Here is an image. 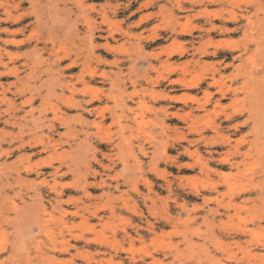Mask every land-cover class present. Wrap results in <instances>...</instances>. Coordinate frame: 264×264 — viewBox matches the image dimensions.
Wrapping results in <instances>:
<instances>
[{"label": "rangeland", "instance_id": "rangeland-1", "mask_svg": "<svg viewBox=\"0 0 264 264\" xmlns=\"http://www.w3.org/2000/svg\"><path fill=\"white\" fill-rule=\"evenodd\" d=\"M46 1L0 0V264L264 259V0Z\"/></svg>", "mask_w": 264, "mask_h": 264}, {"label": "bare ground", "instance_id": "bare-ground-1", "mask_svg": "<svg viewBox=\"0 0 264 264\" xmlns=\"http://www.w3.org/2000/svg\"><path fill=\"white\" fill-rule=\"evenodd\" d=\"M46 1V0H45ZM49 2H50V0H48ZM58 1V0H57ZM56 1V2H57ZM80 1V0H79ZM92 1V0H91ZM202 1V0H201ZM216 1V0H215ZM12 2V1H11ZM47 2V1H46ZM59 2V1H58ZM57 2V3H58ZM85 2H86V0H85ZM194 2V1H193ZM206 2H207V0H206ZM1 3V2H0ZM29 3V2H28ZM34 3V2H33ZM36 3V2H35ZM48 3V2H47ZM61 3V2H60ZM83 3V2H82ZM155 3V2H154ZM196 3V2H195ZM42 4V3H41ZM173 4H174V2H173ZM172 4V5H173ZM213 4V3H212ZM65 5V4H64ZM106 5V4H105ZM152 5V4H151ZM202 5V4H201ZM208 5V4H207ZM23 6V5H22ZM177 6V5H176ZM198 6V5H197ZM47 7V6H46ZM49 7V6H48ZM47 7V8H48ZM88 7V6H87ZM160 7H162L161 5H160ZM164 7V6H163ZM162 7V8H163ZM204 7H205V5H204ZM40 8V7H39ZM102 8V7H101ZM170 8V7H169ZM171 8L173 9V7L171 6ZM176 8H178V7H176ZM193 8V7H192ZM51 9V8H50ZM59 8H57V10H58ZM185 9V8H184ZM14 10V9H13ZM12 10V11H13ZM37 10V9H36ZM100 10H102V9H100ZM19 11V10H18ZM115 11V10H114ZM161 11L163 12V10L161 9ZM185 11V10H184ZM208 11H209V9H208ZM53 12V11H52ZM13 13V12H12ZM22 13V12H21ZM20 13V14H21ZM35 13V12H34ZM112 13V12H111ZM168 13V12H167ZM6 14V13H5ZM15 14V13H14ZM13 14V15H14ZM40 14V13H39ZM38 14V15H39ZM47 14V13H46ZM85 14V13H84ZM116 14V13H115ZM169 14V13H168ZM207 14V13H206ZM2 15V14H1ZM19 15V14H18ZM58 15V14H57ZM214 15V14H213ZM49 16V15H48ZM54 16H55V14H54ZM14 17V16H13ZM35 17H37V16H35ZM107 17V16H106ZM174 17V16H173ZM27 18V17H26ZM41 18V17H40ZM59 18V17H58ZM178 18V17H177ZM188 18V17H187ZM2 19H4V18H2ZM28 19V18H27ZM109 19V18H108ZM173 19V18H172ZM181 19V18H180ZM184 19V18H183ZM249 19V18H248ZM22 20H23V18H22ZM26 20V19H25ZM46 20V19H45ZM44 20V21H45ZM52 20V19H51ZM50 20V21H51ZM92 20V19H91ZM90 20V21H91ZM171 20V19H170ZM174 20V19H173ZM178 20H179V18H178ZM233 20V19H232ZM5 21V20H4ZM12 21V20H11ZM87 21V20H86ZM89 21V20H88ZM98 21V20H97ZM183 21V20H182ZM223 21V20H222ZM225 21V20H224ZM94 22V21H93ZM1 23V22H0ZM8 23V22H7ZM62 23V22H61ZM90 23V22H89ZM177 23H179V22H177ZM44 24V23H43ZM50 24H51V22H50ZM176 24V22L174 23V25ZM180 24V23H179ZM184 24V23H183ZM11 25V24H10ZM47 25H49V24H47ZM181 25V24H180ZM179 25V26H180ZM251 25V24H250ZM16 26V25H15ZM44 26H46V25H44ZM52 26V25H51ZM73 26V25H72ZM91 26V28H92V26L93 25H90ZM173 26V25H172ZM176 26V25H175ZM220 26V25H219ZM27 27V26H26ZM4 28V27H3ZM6 28V27H5ZM4 28V29H5ZM40 29H41V27H39ZM182 28H183V26H182ZM181 28V29H182ZM97 29H98V27H97ZM169 29H171V28H169ZM180 29V30H181ZM219 29V28H218ZM222 29H224L225 30V28H222ZM7 30V29H6ZM93 30V29H92ZM179 30V31H180ZM182 30H184V29H182ZM182 30H181V32H182ZM191 30V29H190ZM189 30V31H190ZM217 30V29H216ZM90 31H91V29H90ZM187 31V30H186ZM185 31V33H187ZM235 31H236V29H235ZM88 32V31H87ZM93 32H94V30H93ZM175 32H178V31H176L175 30ZM1 33V32H0ZM4 33V32H3ZM23 33H25L24 31H23ZM32 33V32H31ZM48 33V32H47ZM90 33V32H89ZM91 33H92V31H91ZM97 33H99L98 31H97ZM173 33V32H172ZM184 33V32H183ZM209 33V32H208ZM225 33V32H224ZM6 34H7V32H6ZM158 34V33H157ZM190 34V33H189ZM264 34V32L261 34V35H263ZM11 35V34H10ZM13 35V34H12ZM17 35V34H16ZM19 35H21V34H19ZM27 34H25V36H26ZM32 35V34H31ZM55 35V34H54ZM98 35V34H97ZM183 35V34H182ZM187 35V34H186ZM191 35V34H190ZM30 36V35H29ZM155 36V35H154ZM156 36H158V35H156ZM194 36V35H193ZM19 37V36H18ZM24 37V36H23ZM8 38V37H7ZM12 38V37H11ZM14 38H15V36H14ZM33 38V37H32ZM160 38V37H159ZM22 39V38H21ZM24 39V38H23ZM98 39V38H97ZM264 40V38H262L261 39V41H263ZM2 41V40H1ZM60 41V40H59ZM92 41V40H91ZM90 41V42H91ZM97 41V40H96ZM153 41V40H152ZM260 42V41H259ZM41 43V42H40ZM52 43V42H51ZM62 43V42H61ZM107 43V42H106ZM14 44V43H13ZM26 44H28V43H26ZM31 44V43H30ZM39 44V43H38ZM43 44V43H42ZM42 44H40V45H42ZM53 44V43H52ZM258 44H264L263 42H260V43H258ZM4 45H5V43H4ZM24 45V44H23ZM6 46V45H5ZM15 46V45H14ZM13 46V47H14ZM26 46V45H25ZM86 46H87V43H86ZM259 46V45H258ZM261 46V45H260ZM40 47V46H39ZM18 48V47H17ZM21 48V47H20ZM92 48V47H91ZM217 48V47H216ZM9 49V48H8ZM34 49H35V47H34ZM61 49V48H60ZM202 49V48H201ZM206 49V48H205ZM91 50H93V49H91ZM106 50V49H105ZM176 50V49H175ZM182 50H184V49H182ZM200 50V49H199ZM198 50V51H199ZM95 51V50H94ZM109 51V50H108ZM207 51V50H206ZM205 51V52H206ZM215 51V50H214ZM172 52V51H171ZM184 52V51H183ZM203 52V51H202ZM209 52V51H208ZM245 52V51H244ZM61 53V52H60ZM60 53L59 52H57L56 53V57L58 58V59H60V60H63V58H61L60 57ZM177 53V52H176ZM207 53V52H206ZM215 53H216V51H215ZM38 54V53H37ZM70 54V53H69ZM213 54V53H212ZM35 55H36V53H35ZM187 55V54H186ZM207 55V54H206ZM210 55H211V53H210ZM215 55V54H214ZM33 56V55H32ZM39 57H40V55H38ZM76 56V55H75ZM169 56V55H168ZM201 56V55H200ZM7 57V56H6ZM182 57V56H181ZM202 57H203V55H202ZM212 57V56H211ZM238 57V56H237ZM30 58V57H29ZM82 58V57H81ZM170 58H172V56L170 57ZM174 58V57H173ZM10 59V58H9ZM8 59V60H9ZM40 59V58H39ZM80 59V58H79ZM102 59V58H101ZM169 59V58H168ZM4 60V59H3ZM7 60V61H8ZM151 60V59H150ZM171 60V59H170ZM169 60V61H170ZM203 60V59H202ZM0 61H1V58H0ZM194 61H195V58H194ZM197 61V60H196ZM199 61V60H198ZM59 62V61H58ZM74 62V61H73ZM89 62H90V60H89ZM94 62V61H93ZM201 62V61H200ZM11 63V62H10ZM10 63H9V65H10ZM40 63V62H39ZM118 63V62H117ZM203 63V62H202ZM235 63V62H234ZM264 63V62H263ZM64 64H65V62H64ZM196 64V63H195ZM8 65V66H9ZM75 65V64H74ZM91 65V64H90ZM233 65V64H232ZM231 65V66H232ZM235 65V64H234ZM240 65H242V64H240ZM31 66V65H30ZM60 66V65H59ZM193 66V65H192ZM199 66V65H198ZM258 66V65H257ZM24 67V66H23ZM227 67V66H226ZM236 67V66H235ZM253 67V66H252ZM259 67H260V65H259ZM263 67H264V65H263ZM71 68V67H70ZM223 68V67H222ZM230 68V67H229ZM233 68H234V66H233ZM67 69V68H66ZM237 69V68H236ZM246 69V68H245ZM247 69H248V67H247ZM50 70V69H49ZM69 70V69H68ZM89 70V69H88ZM250 70V69H249ZM255 70H257V67H256V69ZM1 71V70H0ZM11 71V70H10ZM24 71V70H23ZM63 71H65V70H63ZM238 71V70H237ZM263 71V70H262ZM8 72V71H7ZM67 72V71H66ZM224 72V71H223ZM240 72H241V70H240ZM257 72V71H256ZM64 73V72H63ZM90 73V72H89ZM220 73V72H219ZM218 73V74H219ZM235 73V72H234ZM238 73V72H237ZM236 73V74H237ZM15 74V73H14ZM91 74V73H90ZM228 74V73H227ZM230 74V73H229ZM228 74V75H229ZM242 74V73H241ZM244 74H246V73H244ZM253 74H254V72L253 71H251L250 70V72H249V75L247 74V77L245 78V81L244 82H242L243 83V85H240L241 87L240 88H237V86H236V88H234L232 85L231 86H228V84L226 83V81H228V80H226L225 82L224 81H222V80H219L217 77V79L219 80V81H215V82H217L218 84H219V89H217V91H218V93L221 95V99H219V100H217V102L215 101V103H217V106L216 107H214L215 109L214 110H218V108H219V110L220 111H224L225 109H226V106H223V104H222V101H224V100H227V97H228V95H231L232 97H231V105L232 106H236L237 105V103H240L239 102V100H238V98H237V96H238V94H240L239 93V91H247V95H246V97H245V99L244 100H246V102L248 101L247 99H249V102H248V104H249V106L248 107H244V109L241 111H238L236 108V112H235V114H239V115H243L245 112H247V115L249 116V119L252 121V119L254 120V124H251V125H253V128L255 129V130H257V131H259V127H258V122L256 121L257 119L255 118L258 114H259V109H260V107L261 106H259L258 104H254L255 103V101H257L256 99H254L255 101H251L250 100V97L252 98V97H254V96H256V98L258 99H261L262 101H263V99H262V97L260 98V96H262V95H254V93H252V96L250 95L249 96V94H251V93H249L248 92V90L250 89V88H252V86L250 87V79L252 78V76H253ZM214 75V74H213ZM227 75V76H228ZM238 75H240V74H238ZM5 76H7V75H5ZM13 76V75H12ZM90 76V75H89ZM226 76V77H227ZM241 76V75H240ZM245 76V75H244ZM255 76H256V74H255ZM260 76V75H259ZM9 77V76H8ZM222 77H224V76H222ZM222 77H221V79H222ZM230 77V76H229ZM233 77H235V76H233ZM232 77V78H233ZM242 77V76H241ZM261 77V76H260ZM2 78V77H1ZM17 78V77H16ZM38 78V77H37ZM180 78V77H179ZM168 79V78H167ZM174 79V78H173ZM177 79V78H176ZM215 79V78H214ZM216 79V80H217ZM240 79V77L239 78H237V80H239ZM255 79H256V77H255ZM35 80V79H34ZM90 80V79H89ZM180 80V79H179ZM185 79H183V81H184ZM195 80V79H194ZM197 80V79H196ZM231 80V79H230ZM257 80V79H256ZM2 81V80H1ZM15 81H17V80H15ZM261 81H262V79H261ZM58 82V81H57ZM85 82V81H84ZM170 82H171V80H170ZM187 82H189L188 80H187ZM231 82V81H230ZM234 82H236V81H234ZM234 82H232V83H234ZM64 83V82H63ZM178 83V82H177ZM181 83V82H180ZM198 83V82H197ZM214 83V82H213ZM241 83V84H242ZM264 83V82H263ZM19 84V83H18ZM62 84V83H61ZM173 84V83H172ZM176 84V83H175ZM193 84H195V81H192V85ZM252 84H254V83H252ZM43 85V84H42ZM49 85V84H48ZM170 85V84H169ZM182 85V84H181ZM185 85V84H184ZM216 85V84H215ZM214 85V86H215ZM235 85V84H234ZM261 85H264V84H261ZM28 86V85H27ZM34 86V85H33ZM32 86V87H33ZM45 86H47V85H45ZM187 86H188V84H187ZM195 86V85H194ZM213 86V85H212ZM254 86H256V85H254ZM25 87H26V85H25ZM37 87V86H36ZM56 87V86H55ZM186 87V86H185ZM198 87V86H197ZM23 88V87H22ZM40 88H42V87H40ZM173 88V87H172ZM188 88H190V87H188ZM39 89V88H38ZM27 90V89H26ZM61 90V89H60ZM174 90V89H173ZM170 91H172V90H170ZM169 91V92H170ZM205 91H207L206 89H205ZM252 91V90H251ZM256 91V90H255ZM20 92H21V90H20ZM174 92V91H173ZM19 93V92H18ZM211 93V92H210ZM243 93V92H242ZM216 94H217V92H216ZM42 95V94H41ZM45 95V94H44ZM54 95V94H53ZM168 95V94H167ZM213 95V94H212ZM211 96V95H210ZM53 97V96H52ZM168 98V97H167ZM173 98V97H172ZM213 98H215V97H213ZM230 98V97H229ZM264 98V97H263ZM240 99V98H239ZM253 99V98H252ZM92 100H93V98H92ZM97 100V99H96ZM124 100V99H123ZM212 99H211V97L210 98H208V100H207V103L208 102H210ZM50 101V100H49ZM103 102V101H102ZM244 102V101H243ZM245 103V102H244ZM257 103V102H256ZM91 104V103H90ZM127 104H129V103H127ZM246 104V103H245ZM12 105H13V103H12ZM167 105H168V103H167ZM262 105V104H261ZM86 106V105H85ZM205 106V105H204ZM239 105H237L236 107H238ZM264 106V105H263ZM199 107V106H198ZM197 107V109H199ZM87 108V107H86ZM233 108V107H232ZM16 109V108H15ZM93 109V108H92ZM185 109V108H184ZM190 109V108H189ZM234 109V110H235ZM239 109V108H238ZM130 110V109H129ZM178 110V109H177ZM201 110V109H200ZM204 110V109H203ZM208 110V109H207ZM83 111V110H82ZM189 111V110H188ZM198 111V110H197ZM31 112V111H30ZM175 112V111H174ZM219 112V111H218ZM29 113V112H28ZM34 113V112H33ZM32 113V114H33ZM88 113V112H87ZM130 113V112H129ZM261 113V112H260ZM165 114V113H164ZM196 114V113H195ZM89 115H91V114H89ZM168 115V114H167ZM226 115V114H225ZM182 116V115H181ZM185 116H186V114H185ZM191 116V115H190ZM189 116V117H190ZM33 117V116H32ZM168 117H170V116H168ZM178 117V116H177ZM177 117H175V118H177ZM183 117V116H182ZM188 117V116H187ZM186 117V118H187ZM232 117V119H234L233 118V116H230V115H228V117H227V120L229 121V118H231ZM26 118V117H25ZM106 118V117H105ZM19 119V118H18ZM22 119V118H21ZM190 119V118H189ZM191 119H192V117H191ZM20 120V119H19ZM41 119H39V121H40ZM45 120V119H44ZM48 120H49V118H48ZM194 120H195V118H194ZM217 120V119H216ZM215 120V121H216ZM43 121V120H42ZM8 122H10V121H8ZM19 122V121H18ZM260 122V121H259ZM264 122V121H263ZM262 122V123H263ZM20 123V122H19ZM224 122H221V123H219L218 121L217 122H215V123H213L212 122V124H214V126H215V129L218 131V129H219V126H221L222 124H223ZM245 125H247V124H245ZM56 126V125H55ZM213 126V125H212ZM238 126H240V125H238ZM191 127H192V125H191ZM222 127V126H221ZM252 127V126H251ZM237 128V127H236ZM176 129V128H175ZM214 130V129H213ZM220 130V129H219ZM262 131V130H261ZM216 132V131H215ZM253 132V131H252ZM54 133V132H53ZM262 134V133H261ZM257 136H258V132H257ZM255 137V139L253 140V141H251L250 142V144L251 145H249V146H251L250 147V149L247 151V152H242V148L239 146V144L237 143V145L235 146V154H233V155H235L236 157L237 156H240V157H245V159H242L243 161H245L246 160V158H250V156H251V154H252V148H253V146L254 145H256V146H258L259 145V143H257V141H259L258 139V137ZM264 136V135H263ZM247 137H249V136H247ZM214 138V137H213ZM263 138V137H262ZM243 139H245V137L243 138ZM250 138H248V143H249V140ZM36 140V139H35ZM232 140V139H231ZM229 141V140H228ZM245 141V140H244ZM247 141V140H246ZM193 142V141H192ZM239 142V141H238ZM241 142V141H240ZM189 143V142H188ZM233 143V142H232ZM257 143V144H256ZM264 143V142H263ZM263 143H261V144H263ZM244 144H245V142H244ZM195 145V144H194ZM214 145V144H213ZM249 146H248V148H249ZM255 146V147H256ZM230 148V147H229ZM260 148V147H259ZM255 149V148H254ZM261 149V148H260ZM231 150H232V148H231ZM263 150V149H262ZM187 151H188V149H187ZM192 151V150H191ZM230 151V150H229ZM258 151V150H257ZM193 152H195V151H193ZM210 152V151H209ZM254 152V151H253ZM260 152V151H259ZM264 153V152H263ZM190 154V153H189ZM201 154V153H200ZM227 154V153H226ZM225 154V155H226ZM225 155H223L224 157H225ZM232 156V155H231ZM201 157V156H200ZM201 158H203V157H201ZM212 158V157H211ZM227 158V157H226ZM209 159V158H208ZM219 159V158H218ZM237 159V158H236ZM217 160V159H216ZM222 160V159H221ZM225 163H226V160H223ZM227 161H229L228 159H227ZM238 161V160H237ZM235 162V161H234ZM209 163V162H208ZM223 163V162H222ZM227 163H230V162H227ZM240 164V163H239ZM237 170V169H236ZM238 170H239V168H238ZM226 174V173H225ZM250 174V173H249ZM263 176H264V174H262ZM223 176V175H222ZM245 177V176H244ZM230 178V174H227V177H225V180L227 181L228 179ZM238 178V177H237ZM243 178V177H242ZM233 188V187H232ZM231 188V189H232ZM234 189V188H233ZM234 191V190H233ZM246 202V201H245ZM227 214V213H226ZM228 215V214H227ZM226 215V216H227ZM41 217V216H40ZM228 218L229 219H231V216L229 215L228 216ZM223 219V218H222ZM38 222H40V221H38ZM42 223V222H41ZM46 223V226H47V222H45ZM40 224V223H39ZM223 224H225V223H223ZM26 226V225H25ZM247 230V229H246ZM246 230H242V233L243 234H245L246 233ZM238 232V231H237ZM221 241V240H220ZM222 252V251H221ZM224 252V251H223ZM228 252H229V254H230V256H229V258H234L237 262H238V258H237V256L232 252V251H230V250H228ZM246 255V254H245ZM248 262L250 263V264H256L259 260H264L263 258H262V256H258V255H256V254H253L252 252H250V254H249V256H248ZM153 261H155V259H153ZM132 262V261H131ZM134 262H135V260H134ZM145 263V262H144ZM155 263V262H154ZM2 264V263H1ZM5 264V263H4Z\"/></svg>", "mask_w": 264, "mask_h": 264}]
</instances>
